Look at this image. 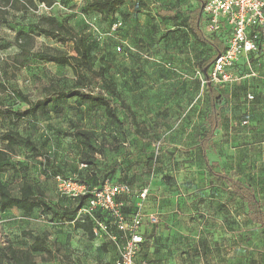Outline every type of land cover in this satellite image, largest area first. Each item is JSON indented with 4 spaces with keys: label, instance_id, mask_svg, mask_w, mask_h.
<instances>
[{
    "label": "rangeland",
    "instance_id": "rangeland-1",
    "mask_svg": "<svg viewBox=\"0 0 264 264\" xmlns=\"http://www.w3.org/2000/svg\"><path fill=\"white\" fill-rule=\"evenodd\" d=\"M94 1L55 0L50 8L41 4L26 13H10L8 24H0V83L29 95L32 101L43 98L49 86L64 93L73 88L75 79L68 67L39 60V52L46 47L73 55L70 43L35 37L33 54L17 70L11 66V57L19 52L13 45L16 33L31 32L40 18L54 17L82 36L92 71L102 70L105 81L134 114V125L131 128L123 112L118 125L102 108L58 94L49 96L44 115L19 121L0 116V136L14 131L34 147L15 146L0 165V181L13 193L27 181L37 185L52 208L46 214L0 212V245L26 248L30 234L47 233L51 254L42 256L44 262L36 256L38 264H111L117 257L111 245L103 238L90 240L74 220L63 217L62 211L76 203L61 198L53 180L56 173L80 179L93 172L98 181L112 176L136 184L137 190H151L146 204L158 219L153 231L162 226L164 232H171L173 226L182 228L166 239L171 238L180 255H185L183 264H264V230L249 222L247 206L209 173L195 148L208 131L211 112L195 65L214 53L194 39L186 21L199 1L125 0L110 15L91 7ZM161 11H170L174 19L161 18ZM190 16L194 23L199 13ZM203 32L211 34L206 27ZM256 82L245 80L220 89L223 127L205 149L209 162L217 165L216 173L251 184L264 207V110L260 106L264 96ZM83 91L99 94L93 85ZM248 94L255 95L251 103ZM0 101L12 110L26 108L8 91L0 90ZM78 132L92 136L91 149ZM4 145L0 139V149ZM87 161L93 164L84 168ZM169 219L188 222L164 224ZM149 228L146 225L144 233Z\"/></svg>",
    "mask_w": 264,
    "mask_h": 264
},
{
    "label": "trees",
    "instance_id": "trees-1",
    "mask_svg": "<svg viewBox=\"0 0 264 264\" xmlns=\"http://www.w3.org/2000/svg\"><path fill=\"white\" fill-rule=\"evenodd\" d=\"M198 1L199 5L196 9L189 13L186 21L194 39L203 45H209L214 51L213 55L208 60L199 61L195 65L198 71L202 75H205L209 65L215 56L220 52L221 45H224L228 32L226 29H223L222 33L220 34L211 33L208 34V36L204 34L203 27H206V18L202 13V3L204 0ZM124 2L125 0H97L91 3L90 6L95 8L99 14L110 15L113 14L115 10ZM54 3L55 0H0V24H8L7 17L10 13H26L29 10H36L41 4L50 8ZM196 12L199 13V17L193 23L191 21L190 15ZM159 16L161 18H168L170 20L174 19V16L170 11H161ZM39 36L56 40L60 44L70 43L72 45L74 51L73 55H68L63 51L46 47L41 52H39V60L52 63L57 66L68 67L75 79L74 86L71 90H69L68 93H64L62 89L56 88L54 86L46 87L43 91L45 96L41 99L32 101L29 98V95L24 94L17 89H8L0 83L1 92H10L15 98L19 99L24 105H26V108L18 107L17 109L12 110L5 107L0 101V116L10 115L13 119H15V121H19L25 118H35L37 115H44L48 112V106L50 105L49 96L51 94H58L62 98H76L83 103H88L102 108L106 117L109 118L111 122L118 125L121 124L119 121V112H123L132 128L134 125V114L125 105L114 87L105 81L102 70L99 69L97 72L92 71L88 47L86 46L82 36L76 33L75 30L65 22H59L56 18L50 16L42 17L33 25V31L17 32L13 40V45L16 46L19 52L11 57V66L14 70L22 67L26 60L33 54L34 39L35 37ZM252 61H254V59ZM244 65L245 64L243 63V60H240L235 65V67L238 71L243 72ZM91 85L99 90L98 95L90 96L88 93L83 91V89H86ZM205 87L211 106L210 115L207 117L209 127L208 131L198 142L195 148L199 149L202 161L209 173L222 182L226 183L230 188L229 194L247 206V216L249 222L252 225L264 230V207L261 203V200L257 198L254 187L249 183H243L235 180L224 172L216 173L214 168H216L217 165L210 163L207 158L205 149L206 143L211 141L215 136V132L223 127L220 115V107L222 104L220 89L225 86L217 88L212 85H205ZM104 93L107 95H104ZM78 136L84 140V144L87 148H92L90 145L92 136L89 133L78 132ZM135 136H137V134H135ZM0 139L5 143L4 147L0 149V165L7 162L9 153L13 151L15 146L24 144L26 147H31L34 149L33 144L29 142L27 138L22 137L14 131H7L3 133L0 136ZM92 164L93 162L87 161L84 163L83 167L88 168V166H91ZM56 175L83 184L88 188L89 191L94 189L98 190L105 183H110L113 185L126 184L133 189H137L136 184L131 183L128 180L119 182L112 176H108L105 179L98 181L96 175L93 172H89L85 177L80 179L69 178L56 173L53 175V180ZM150 193L151 190L149 189V195L147 199L149 198ZM60 197L69 199L63 196ZM88 197L89 195L87 194L77 199H69L74 201L76 205L72 207V209L65 208L62 211V215L68 220H74L75 227L87 234L90 240H94L97 237H95L93 234V220L87 216L76 219L79 209L86 204ZM125 200L126 206L124 208V213L130 215L132 213V208L136 202V199L135 197H131ZM12 209H16L26 215H30L37 210L43 214L52 212V208L45 202V193L37 185L27 181L24 183L23 187L19 189V191L13 193L12 189L7 184L0 181V212L9 211ZM52 216L56 217L57 215L52 213ZM94 217L106 223L109 219V215L106 212H102L100 210L94 212ZM155 227L156 225L150 227L152 228L150 231L148 229H146L147 231L145 230V241L142 244L137 256L151 242L150 240L153 238L152 233L154 232L153 229ZM23 234L25 235L28 233L23 232ZM30 235L31 242L26 248H16L10 243L0 245V264H38L35 260L36 256L38 255L41 256V261L44 262L45 259L42 256L51 254L48 247L47 233ZM101 238H103L105 244H109L113 247V245L107 241L105 237ZM144 258V256H141L139 259L143 260H140L139 262L142 263ZM115 259L116 256L114 257L111 264L114 263ZM135 259L134 264H136Z\"/></svg>",
    "mask_w": 264,
    "mask_h": 264
},
{
    "label": "built area",
    "instance_id": "built-area-1",
    "mask_svg": "<svg viewBox=\"0 0 264 264\" xmlns=\"http://www.w3.org/2000/svg\"><path fill=\"white\" fill-rule=\"evenodd\" d=\"M202 13L206 18V29L210 33L228 32L224 45L208 67L207 73H197L203 85L220 88L231 86L244 80H262L261 74L253 67V59L264 55V0H204ZM243 60L244 71L235 65ZM254 94L246 99L253 102ZM60 196L69 199L89 195L77 216H87L93 220V234L97 238L105 237L117 252L113 264H134V259L145 241L143 228L157 225L155 213L148 212L147 197L149 188L133 189L126 184L105 183L100 189L88 188L74 180L55 176ZM135 197L132 213H124L127 198ZM106 212L108 222L94 217L96 211Z\"/></svg>",
    "mask_w": 264,
    "mask_h": 264
},
{
    "label": "crops",
    "instance_id": "crops-1",
    "mask_svg": "<svg viewBox=\"0 0 264 264\" xmlns=\"http://www.w3.org/2000/svg\"><path fill=\"white\" fill-rule=\"evenodd\" d=\"M262 55V54H261ZM256 59L258 56L255 57ZM253 61V66L256 70H258L261 74H264V59L263 58H258V60ZM257 81L256 86L261 87V92L262 95L264 96V81L262 80H254ZM261 109L264 110V100L262 101V104L260 105ZM177 220V221H176ZM179 220H182L179 222ZM197 222L200 224L205 222L202 221L203 219H195ZM188 221H185L184 219H169L168 221L164 222V224H169V225H179L183 223H187ZM196 222V221H195ZM158 224V223H157ZM158 228V229H157ZM157 231L152 233L151 242L146 246V248L138 255L136 256L135 263L136 264H183L182 261L185 258V255H180V253L177 250L176 244H172L171 238H167V236L171 235L174 236L175 233L173 231H180L182 228L173 226L171 229L172 231L170 232H164L163 226L162 227H157ZM161 228V231H159ZM149 231L151 230L150 228L148 229ZM199 231L202 230V227H199ZM225 236L228 237L226 234ZM144 256V261L142 263H139L140 260L139 257ZM162 259V262H156L158 260ZM167 259V261H165ZM156 260V261H155ZM208 264H214V263H208Z\"/></svg>",
    "mask_w": 264,
    "mask_h": 264
}]
</instances>
